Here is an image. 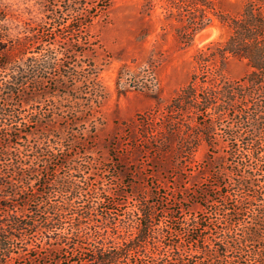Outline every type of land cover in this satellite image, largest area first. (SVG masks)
Here are the masks:
<instances>
[{
    "label": "rangeland",
    "instance_id": "rangeland-1",
    "mask_svg": "<svg viewBox=\"0 0 264 264\" xmlns=\"http://www.w3.org/2000/svg\"><path fill=\"white\" fill-rule=\"evenodd\" d=\"M64 1L1 0L11 27L22 35L33 27L34 35L39 37L43 30L56 31L50 24L54 9V15L59 16L57 21L65 27H58L57 36L52 34L48 39L55 43L59 56L65 49L70 51L75 42L74 46L83 50L82 56L73 55L66 62V70L73 64L81 68L83 81L74 85L69 79L66 93L56 90L53 80L44 83L50 93L43 95L40 103H22L18 108L26 119L34 113L39 124L18 126L12 141L4 139L6 132H0V146L8 143L11 150L19 149L22 157L34 160V147L50 131L53 151H64L62 160L55 158L51 165L50 181L56 176H68L69 166L73 165L93 171L73 172L75 182L83 188L82 196L72 201L85 216L83 231L72 236L68 244L48 250L43 240L46 232L39 230L29 239L35 249L29 252L21 248V254L14 249L20 256L0 264H86L101 246H121L135 235L142 222L152 229L150 242L126 254L117 264H178L164 247L168 243L178 244L190 264H217L195 249L208 242L217 246L225 224L224 213L232 207L235 176L228 172L225 179H220L219 163L224 160L227 171L234 162L241 163L242 154L232 156L229 150V134L238 130V123L233 118L234 110L228 108L217 124L216 134L206 137L198 130V122L204 119L201 110L184 107L181 111L170 104L189 84L194 72L202 79L207 69L198 64L195 56L207 43L224 40L228 27L216 20L185 43L176 35L174 24L161 20L160 7L151 13L144 10V0H70V12L63 11L67 6ZM220 7L238 11L241 0H222ZM86 17L89 27L74 32L73 28L77 29ZM72 19V27L68 28ZM90 63L98 71L96 82L104 93L101 103L94 107L89 105L87 93L94 83L84 80ZM250 69L245 59L232 57L226 65V76L239 80ZM59 72L58 68L53 74ZM5 75L6 71L0 70V83ZM20 98L15 96V101L20 102ZM220 109L224 110L223 106ZM246 140L238 141L240 150L247 148ZM59 148L63 150L58 151ZM40 164L38 169L42 170ZM24 173L30 174L28 168ZM13 179L16 182L17 177ZM224 183L227 185L222 186ZM21 186L25 192H20L21 197H12L9 208L17 210L23 206L27 213V209L40 203L42 214L49 206L46 196L37 194L30 199V195H36L34 188ZM53 195L52 203L67 201V195L61 192ZM146 210L152 216L145 218ZM7 211L1 206L0 218ZM73 218L74 214L65 220L68 233L75 223ZM51 226L57 224L53 222ZM195 238L198 241L194 242ZM155 242L159 243L158 249L153 248ZM248 246L252 252L248 264H254L258 245ZM152 251L163 253L167 259L156 260Z\"/></svg>",
    "mask_w": 264,
    "mask_h": 264
},
{
    "label": "trees",
    "instance_id": "trees-1",
    "mask_svg": "<svg viewBox=\"0 0 264 264\" xmlns=\"http://www.w3.org/2000/svg\"><path fill=\"white\" fill-rule=\"evenodd\" d=\"M221 1L144 0L143 7L148 13L153 12L157 6L160 7L161 20L174 24L176 35L185 43L192 41L196 34L213 25L216 20L228 27V35L224 40H213L198 50L195 58L207 71H203L202 79L194 72L189 84L174 97L170 106L181 111L185 110L184 107L201 110L204 119L201 118L198 122V130L200 135L206 137L216 134L217 124L224 118L228 108L234 110L233 118L237 120L238 130H232L229 134L231 142L229 150L232 156L242 154L241 163L234 162L232 169L227 171L223 165L224 160H221L219 174L220 179H225L224 175L228 172L234 174L232 188L235 197L232 199V207L224 213L225 224L217 246L208 242L195 250L204 254L205 258L217 261V264H248V258L252 256L249 255L252 252L248 245H258L257 251L253 254L254 264H264V0H241V8L238 11H224L220 7ZM64 3L67 6L63 7V11L70 12L68 7L70 0H65ZM51 15L53 19H50V24H53L59 33L58 27L64 28L65 25L57 21L59 16L54 15V9H51ZM51 15L49 13L48 17ZM71 21L72 23L67 25L68 28L72 27L74 20ZM89 24L87 17L84 21L82 19L79 27L73 28L74 32L85 31ZM33 30L34 27L22 35L17 28L11 27L7 11L0 0V70L7 73L0 83V132H6L4 139L9 141L13 140V134L18 131V126L39 124L34 113L29 114L26 119L18 108L22 103L31 105L40 103L43 95L47 96L50 93L45 90L44 83L53 80L56 90L66 93L64 89L69 90L67 84L69 79L74 85L83 81V72L77 64H73V67L68 66L69 70H66V62H69L73 55L74 57L83 55V50L74 46L76 42L72 44L70 51L65 49L59 56L54 49L55 43L48 39L52 34L57 36L56 31L43 30L42 36L39 37L34 35ZM232 57L245 59L251 67L239 80L226 76V65ZM93 66L91 63L88 64L89 70L84 75L85 81L94 83L92 89L87 92L89 105L92 107L98 106L104 97L103 90L96 82L98 71ZM58 68L59 74L54 75ZM215 70L217 73L214 74ZM15 96L21 97L20 102L15 101ZM221 106L224 110L220 109ZM50 137L48 131L43 141L34 147L37 156L34 160L22 157L19 149L11 150L8 143L0 146V207L4 206L8 210L0 218V261L16 259L21 254V248L24 250L26 248L29 252L35 249L36 245L29 239L39 230L46 232L43 240L48 250L68 244L72 236L77 237V234L83 231L85 216L72 202L74 198L82 196L83 188L75 182L73 172L82 174L90 169L84 171L83 167L69 166L68 176H56L50 181L49 177L53 172L51 165L55 158L62 160L64 152L61 148L58 149L61 151L59 153L53 151ZM240 139L248 142L246 149L240 150L238 144ZM39 163L42 170L38 169ZM61 164L66 163L61 161ZM25 168H28L29 175H25ZM55 172L58 173V169ZM14 176L17 177L16 182L13 181ZM21 184L23 187L34 188L36 195H30V199L36 198L37 194L46 196L45 201L49 202V206L42 214L40 203L39 205L37 203L34 209H27V213L23 206L17 210L9 208L8 201L12 197H21L20 192H25L22 186L19 187ZM226 185L227 183H224L222 186ZM218 186L223 189L222 186ZM6 189L10 191L2 194L1 191ZM56 191L67 195V201L52 203L51 198ZM90 211L86 209L87 214ZM143 213L145 218L152 216L147 210ZM73 214L75 223L71 233H68L64 229L65 220L68 215ZM53 222L57 224L54 228L50 227ZM151 231L148 224L142 222L133 237L115 249L101 246L95 258L86 264H117L126 254H131L149 243L152 238ZM157 235L159 236L158 232ZM196 241L197 238L194 239V242ZM157 244L159 243H154V249L159 248ZM164 247L175 256L178 264L191 263L189 258L185 260L178 244L168 243ZM14 249L19 250L20 254ZM152 254L156 260L167 259L161 252L152 251Z\"/></svg>",
    "mask_w": 264,
    "mask_h": 264
}]
</instances>
